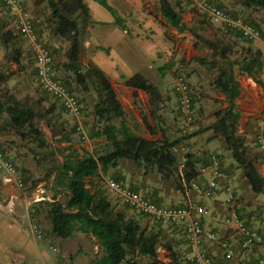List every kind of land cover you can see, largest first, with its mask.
Wrapping results in <instances>:
<instances>
[{
	"label": "rangeland",
	"instance_id": "1",
	"mask_svg": "<svg viewBox=\"0 0 264 264\" xmlns=\"http://www.w3.org/2000/svg\"><path fill=\"white\" fill-rule=\"evenodd\" d=\"M22 1L34 18L37 29L42 33L41 39L49 50L55 46L61 49L54 57L55 71L57 76L68 83L81 100L83 128L87 139H80L73 128V118L65 113L60 103L37 83L30 46L17 33L12 15L1 3L0 29L9 27L16 35L18 46L21 49V64L17 65L6 60L5 50L0 43V74L5 75V78L0 81V91L13 96L22 103L39 101L44 106H54L57 122L61 124L57 129L61 131V134H68L70 142L74 146L84 149L94 156L102 154L108 147L106 139L90 136L98 128L93 113V105L96 102L95 94L92 88L84 90L77 85L73 80L72 73L63 67L64 51L67 49L68 43L63 39L53 37L50 32V12L47 0ZM169 1L179 12L186 30L178 31L168 25L159 13L158 0H146L144 4H148V7L145 9L157 23V31L140 30L137 35L138 39L140 36L143 41L141 42L131 39L114 24L94 27L89 37L91 25H88L84 35L80 62L83 66H86L89 61L93 62L91 55L97 47H94L91 42L111 46L112 55L118 64V68L114 64L110 68L114 74V79L111 81L124 110L126 124L135 134L153 141L164 139L171 141L179 138L180 143L173 149V152L178 161L182 162L186 153L192 154L194 160L201 157L196 154V148L200 143H204L206 136L213 133L210 129H203L215 120L214 112L224 109L227 105L225 96L214 86V78L219 71L217 68L225 65V61L209 47L207 42L220 46L229 45L237 56H240L248 47L258 48L264 55V13L261 10L244 8L241 6L240 0H210L224 7L233 15L258 24L261 32L260 37L246 40L236 32L228 30L220 21L212 19L202 10L190 5L186 0ZM90 12L94 14L92 6ZM129 34L131 35L130 32ZM200 40H205V42ZM106 57L102 61L108 60V56ZM200 58L207 62H217V66L205 67L199 64ZM141 68H143L141 74L158 89L160 99L155 104L151 102L150 96L145 92L126 88L118 75L119 69L127 74ZM178 74L184 76L193 93V129L192 134L185 136L179 130L176 98L172 90L174 78ZM234 75L241 90L236 99V110L239 114L237 129L245 134L248 152L255 158L262 157L263 154L255 148L253 140L255 134L264 132V89L257 84L254 85L252 79L241 73L238 66H234ZM260 78L264 80V58ZM38 128L48 146H39L33 137L20 136L7 123L0 122V150L13 162L16 172L22 180L20 184L7 181L8 175L0 171V264H90L93 259L102 254L95 238L82 232H76L73 236L64 239L56 237L51 234L50 224L44 217L42 201L51 200L53 195L58 199L64 198L63 193L55 192L51 180L54 175L53 167L57 160H61L58 148L68 143L57 144L44 121L38 122ZM218 137L220 146L225 148L222 137L220 135ZM225 154L228 153L225 151ZM118 165H120L118 169L109 168L107 173H102V175L98 173L97 176L89 178L87 186L90 190L103 192L115 211L123 213L125 217L134 218L146 232L159 233L168 229L176 230L182 238L178 241L182 242L179 244L174 242L171 245L174 244L176 250L179 246V252L184 250L183 237L185 235L180 227L156 223L135 212L114 198L106 187L108 178H118L116 170H124V177L127 179L141 181L151 187L152 184L160 183V188L165 192L163 194L166 201L158 202L166 206L175 204L171 203L170 198L172 196L171 189L179 191L176 186L177 175L163 178L155 168L151 169L144 164H135L129 159H120ZM120 181H124L123 183H127L126 185L129 184L125 178H121ZM233 182L236 186L239 185L242 189L250 191L249 194L252 193L241 168L238 166H235L234 169ZM129 185L131 186V184ZM142 190L138 191L145 194V191ZM190 194L192 200L203 201V204L207 206L212 205L211 197H201L194 192ZM38 196L41 197L40 201H34ZM256 197L258 199V201H254L256 206L264 209V195L256 194ZM184 198L183 195V202L179 204L184 203ZM176 204L178 205V202ZM256 209L258 210V208ZM262 216H264V211ZM33 223H36L42 230L39 238L31 230ZM223 228L220 227V234L217 233L219 236L231 231L236 232L232 228L226 230ZM159 240L160 245L157 248V253L164 264H192L181 259V254L176 255V258L173 259L170 253L172 250H167L162 245L164 242L166 243L165 237L159 238ZM138 259L142 263L147 261L144 257Z\"/></svg>",
	"mask_w": 264,
	"mask_h": 264
},
{
	"label": "trees",
	"instance_id": "2",
	"mask_svg": "<svg viewBox=\"0 0 264 264\" xmlns=\"http://www.w3.org/2000/svg\"><path fill=\"white\" fill-rule=\"evenodd\" d=\"M158 1L160 15L168 25L178 31L186 30L179 12L170 1ZM208 1L225 9L215 2ZM97 2L111 13L114 19L113 24L126 32L129 31L123 18L106 0H97ZM240 4L246 9L261 10L264 13V0H240ZM47 5L50 12V32L53 37L63 39L68 43L67 49L64 51L63 67L72 73L74 82L82 89L92 88L96 97L93 113L98 128L90 136L104 137L108 147L102 154L94 156L86 150L74 146L70 142V136L68 134L62 135L61 131L57 129L61 124L57 122L58 118L54 106H44L39 101L22 103L1 91L0 122L7 123L20 136L33 137L37 145L48 146L38 128V122L44 121L57 144L68 143L58 148L61 160H57L54 165V175L51 180L55 192L63 193L64 198L58 199L53 195L51 200L42 201L44 217L50 224L51 234L62 239L71 237L76 232L90 234L94 237L98 247L102 250V254L93 259L90 264H164L158 258L157 253V248L160 245L158 236L160 232H146L134 218L125 217L123 213L115 211L103 192L90 190L87 186L88 179L97 176L99 171L105 173L109 168L115 167L120 159H129L135 164H144L151 169L155 168L163 178L176 174V186L179 191L183 192L182 179L187 182L196 178L198 174L196 163L202 162V159L194 160L192 154L186 153L184 160L179 162L173 152V149L180 143L179 138L171 141L167 139L153 141L135 134L126 124L124 110L105 71L92 61H89L86 66L80 62L84 35L87 26L93 23L90 20L88 6L83 0H47ZM247 22L261 33L257 23L249 20ZM33 24L41 39L42 33L37 29L34 18ZM236 34L241 36L238 32ZM200 41L205 42V40ZM0 43L5 50L6 60L20 65L21 49L11 28L0 29ZM207 43L225 61V65L217 68L219 71L214 78V86L225 96L227 105L224 109L214 112L215 120L203 130L210 129L215 136L220 135L222 137L234 163L241 168L252 193L264 195V175L258 172L255 166V156L251 155L245 147V134L237 129L239 114L236 110V99L240 94V87L234 75V66H238L241 73L251 77L257 85L264 88V80L260 78L263 69V54L258 48L248 47L240 56H237L229 45L220 46ZM99 48L108 52V48ZM51 50L49 52L53 61L55 77L69 90H72L70 85L62 81L55 71L54 57L61 50L60 47L55 46ZM31 52L35 63L34 53L32 50ZM199 64L205 67L217 66V62H207L202 58L199 59ZM120 77L125 86L133 87L148 94L153 104L160 99L157 87L141 73L136 72L131 76L121 74ZM4 78L5 75L0 74V81ZM190 96L193 104L192 90ZM63 111L65 112L64 109ZM73 128L75 130L74 125ZM190 134L192 131L188 135ZM212 155L218 157L223 168L222 158L216 153H209L204 158L203 164L201 163L202 166L209 163ZM222 170L226 173L224 168ZM134 190L138 191V189ZM146 197L159 204L157 200ZM262 217L259 215L256 218L261 219ZM155 222L162 223L160 221ZM225 241L228 243L227 239ZM162 245L167 250L171 249L168 243L164 242ZM171 256L173 259L176 258L174 252L171 253ZM140 257L146 258L147 261L145 263L140 262L138 259ZM213 260L215 259L213 258ZM184 261L188 262L185 258Z\"/></svg>",
	"mask_w": 264,
	"mask_h": 264
},
{
	"label": "built area",
	"instance_id": "3",
	"mask_svg": "<svg viewBox=\"0 0 264 264\" xmlns=\"http://www.w3.org/2000/svg\"><path fill=\"white\" fill-rule=\"evenodd\" d=\"M190 5L202 10L212 19L220 21L226 28L238 32L247 40L260 37L259 31L244 18L233 16L228 10L222 9L208 0H186ZM12 15L17 33L29 44L34 53L35 76L39 86L57 100L65 112L74 120V127L80 139L86 140L82 120V104L77 94L69 90L53 71V61L47 45L39 38L33 24V17L22 0H0ZM176 98V111L179 130L181 134L188 135L193 129L194 116L191 101V88L183 75L178 74L172 84ZM254 144L257 149L264 152V132H258L254 136ZM221 162L217 156L212 155L209 163L204 167L210 172L211 177L200 184L195 178L185 181L182 179L184 203L168 204L166 206L149 200L142 192L136 191L122 181L114 178L106 180V187L111 195L122 204L135 212L148 217L153 221L171 224L180 227L185 235L188 246L187 259L194 264H217L213 258L204 251L202 239L204 236L217 241L222 249H230V243L220 240L212 232H204L201 226V217L206 214V207L190 198V193L203 197H213L227 174L221 169ZM0 171L8 176L7 181L16 184L21 183V178L16 172L13 162L0 150ZM190 194V195H189ZM36 197L34 201H40ZM227 201L230 202L228 213L224 216V223L234 229L240 237V246L243 249L255 245H264V216L247 221L238 214L234 206L235 197L229 192ZM33 211V210H32ZM31 230L38 238L42 230L36 223L32 224ZM230 252V251H229ZM238 264H248L239 262ZM255 264H264V259Z\"/></svg>",
	"mask_w": 264,
	"mask_h": 264
},
{
	"label": "crops",
	"instance_id": "4",
	"mask_svg": "<svg viewBox=\"0 0 264 264\" xmlns=\"http://www.w3.org/2000/svg\"><path fill=\"white\" fill-rule=\"evenodd\" d=\"M83 1L89 8L90 20L93 22L90 27L89 37L91 35V30L94 27L109 26L113 24L114 19L111 13L107 9H105L102 5H100L97 2V0H83ZM106 2L117 11L119 16L123 18L129 30L128 32L124 30L123 31L131 39L141 41L140 36L138 39V35H137V33L140 30H147V31H149V29L156 30V31L158 30L157 23L153 20L152 15L147 13V9H145L146 7H148V4H144L146 0H106ZM91 6L94 10V14L90 12ZM129 32L131 33V35L129 34ZM91 44L94 45V47H97L96 49H94L95 51H93V55H91V59L96 65H98L99 67L101 66V68L105 71V73L107 74V76L110 78V81H111V79H114V74L110 70V68L112 67V64H114L118 68L117 60H114V57L112 55L111 46L101 45V44L92 43V42ZM99 47L108 48V52H105ZM106 56H108V60L102 61ZM263 58H264V55H263ZM143 68L136 70L135 72H129L127 74L120 71L119 69L118 75L123 74L125 76H131L132 74L136 72L141 73ZM252 83L254 85L256 84L254 81ZM112 87H113V84H112ZM126 88L130 90H138V89H135L129 86H126ZM95 138H98V137H95ZM245 147H248L246 140H245ZM255 148L257 149L256 146ZM196 150H197L196 154L201 156L198 159L199 160L202 159V162L204 161V158L207 157L209 153L219 154L222 158L223 168L227 173V177L223 181H221L220 187L217 190L216 194L213 197H211L212 205L207 206L206 204H203V201H200V202L206 207V214L201 217V226H202L203 231L205 233L206 232L214 233L216 237L220 240L227 239L228 242L230 243V249L228 250L222 249L217 241L210 240L209 238L204 236L202 239V247L204 251L207 252L212 258H214L215 261L218 262L219 264H238L239 262L255 264L259 260H263L264 259V245H255L253 247L243 249L240 246V237L238 236L237 232L234 233L233 231H231V232H228L227 234H221L220 236L217 234L220 232V227H224L223 229L225 230L231 229L224 223V220H223L224 216L228 213V209L230 205V202L227 201L229 192H232L235 197L234 206L236 207L241 218L251 222V219H254L260 215L258 212H261L262 213L261 215H263V211H264L263 208L257 207L254 202V201H258L256 194L254 193L249 194L250 191L248 192L245 188L242 189L239 185L236 186L235 183L233 182L234 169H235V166L237 165L234 163L231 157L230 151L228 150L227 147L223 148L222 146H220L219 137L215 136L213 133L210 134L209 136H206L204 139V143H200L198 148H196ZM225 151L228 153L227 155L225 154ZM261 154H263L262 157L258 156L256 158L255 166L258 172L264 175V152H261ZM202 162L196 163V170L198 174L195 180L198 181L200 184L204 183L207 179L211 177L210 172L204 169L205 167L204 165L202 166L203 164ZM118 166L120 165L117 164L113 168L118 169ZM108 170L105 173H107ZM102 173L103 172L99 171L100 175H102ZM116 175L118 177L116 179L121 180V178H125V180H127L128 183L131 184V186L128 184L130 187L134 189L140 188L138 189L140 191L143 189L142 191L143 192L145 191L144 195L148 196L149 198L157 200V201H163V202L166 201V198L163 194L164 190L160 188L161 187L160 183L152 184V187H151L147 183H143L141 181L137 182L134 180L127 179V177H124V170H116ZM171 194H172L170 198L171 203L176 204L178 202L179 204L183 202V194L181 191L171 189ZM195 201L199 202L198 200H195ZM256 208H258V210ZM12 215L16 216L15 214H12ZM158 236L159 238L165 237L166 243L170 245L171 247L170 250H172L170 251V253L174 252L176 255L181 254L182 255L181 259L185 258L186 261L191 262L190 260L187 259L188 248H187L185 236L184 237L182 236L183 241L185 242V248L181 252L178 251L180 250L179 246H177L178 250H176L175 245L174 244L171 245V243H174V242L175 244H179L180 242H182L181 241L182 238L181 236H179V233L176 230L175 231H171V229L164 230V231H161ZM178 239H181V240L178 241Z\"/></svg>",
	"mask_w": 264,
	"mask_h": 264
}]
</instances>
